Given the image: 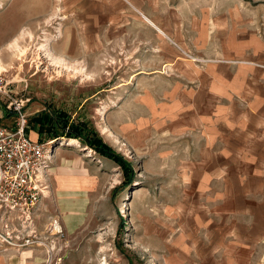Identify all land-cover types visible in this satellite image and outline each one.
Segmentation results:
<instances>
[{
  "label": "rangeland",
  "instance_id": "obj_1",
  "mask_svg": "<svg viewBox=\"0 0 264 264\" xmlns=\"http://www.w3.org/2000/svg\"><path fill=\"white\" fill-rule=\"evenodd\" d=\"M179 1L209 3L216 13L230 0L169 4ZM76 2L0 0V78L9 96H0V124L12 126L9 103L20 100L29 138L33 116L59 117L123 162L78 139H48L56 166L77 161L88 178L63 179V191L84 198L74 203L73 224L58 218L62 233L31 248L39 264H264V77L246 71L264 69L263 51L259 62L246 45H264V37H190L186 26L184 37H166L143 14L158 37L130 17L84 37L80 22L91 8ZM14 39L22 60L8 47ZM48 184L44 220L57 211L50 172Z\"/></svg>",
  "mask_w": 264,
  "mask_h": 264
},
{
  "label": "crops",
  "instance_id": "obj_2",
  "mask_svg": "<svg viewBox=\"0 0 264 264\" xmlns=\"http://www.w3.org/2000/svg\"><path fill=\"white\" fill-rule=\"evenodd\" d=\"M127 1V7L129 6V8L125 7V0H81L80 3L76 2L79 4L85 3L89 5L86 8H91L90 15L80 22L84 37H92L95 32L93 27H98L99 25L107 26L108 31L114 30L119 27L117 21L127 22V17H130L132 23L144 28L148 32V37H158L156 31L144 22L139 14H143V17L145 16L159 28L166 37H184V26L188 27L190 37H264V0H258L254 5L241 4L230 0L224 3L221 12L216 13L213 5L209 3L201 7L199 3H185L183 1L176 2L174 6L169 4L170 0ZM143 2L144 7L142 8ZM65 6L67 7L68 5L65 4ZM66 7L65 10L71 9L73 6ZM185 9H189L191 12L187 13L184 11ZM97 18H101L103 24H98L99 21L94 22V19ZM112 35L111 32L110 36ZM65 36L70 37L69 33ZM115 37H119V35ZM250 40L255 43L247 44L246 41L247 48H254L253 51L258 54L259 62H262L263 58L261 56H264L263 43L257 40ZM260 51H263L262 55ZM246 71L250 74L254 72L256 79L264 77V69L262 68L248 67ZM194 72L193 70H187L188 74H194ZM209 72V76H211L212 73L211 71ZM260 104H263L261 99L256 100L255 105ZM260 116H257V119L264 121V109ZM36 137L37 135L33 133V138ZM71 165L72 167H70ZM77 165V161H74V163L71 162L67 166L64 163L56 166L55 159H51L49 172L53 179L56 189L54 193L58 200L57 211L55 209L56 212L48 213V217L57 216L62 220L64 227L68 223H74L72 219L78 216V212L74 209V203L84 198L83 192H75V190L63 191L62 182L66 176L79 177L81 179L88 178V174L78 172ZM44 213L45 210L41 201L34 213L39 220L37 223L46 222L48 217L44 220ZM29 255L31 259H28ZM39 260V254L31 249L16 252L13 249L0 251V264H39Z\"/></svg>",
  "mask_w": 264,
  "mask_h": 264
},
{
  "label": "built area",
  "instance_id": "obj_3",
  "mask_svg": "<svg viewBox=\"0 0 264 264\" xmlns=\"http://www.w3.org/2000/svg\"><path fill=\"white\" fill-rule=\"evenodd\" d=\"M6 87L0 78V96L9 98ZM9 105L14 123L0 124V251L46 248L45 241L62 233L57 216L49 217L39 234L32 227L39 203L50 192V141L29 138L22 102Z\"/></svg>",
  "mask_w": 264,
  "mask_h": 264
},
{
  "label": "trees",
  "instance_id": "obj_4",
  "mask_svg": "<svg viewBox=\"0 0 264 264\" xmlns=\"http://www.w3.org/2000/svg\"><path fill=\"white\" fill-rule=\"evenodd\" d=\"M31 121L33 124L37 125L36 134L39 141H41L42 139L51 140L57 137L78 139L81 143H84L86 146L90 147V149L95 151V153H97L99 156L109 158L119 165L123 164V162L117 155L111 153L107 146L102 144L99 140L95 139L91 134L90 136L82 135L81 128L79 129L71 125H67L65 121H60L59 117L53 118L40 113L33 116L31 118ZM25 133L27 134L26 130ZM42 133L45 134L44 137H42ZM83 134H85L84 131Z\"/></svg>",
  "mask_w": 264,
  "mask_h": 264
},
{
  "label": "bare ground",
  "instance_id": "obj_5",
  "mask_svg": "<svg viewBox=\"0 0 264 264\" xmlns=\"http://www.w3.org/2000/svg\"><path fill=\"white\" fill-rule=\"evenodd\" d=\"M11 50H12V48L15 50V51H17V55L19 56V58H20V60H22V57L25 55V49L24 48H20L19 47V43H18V41H17V39H14L10 44H9V46H8ZM39 49L40 50H43V51H45V55H47V57L48 58H51V62L53 63V65H56V67H61V68H63L64 70H67L68 72L70 71L69 70V67L65 64V62H64V60H62V58H56V59H53V56L49 53V51H47L48 49H47V46H45V45H41L40 47H39ZM13 50V51H14ZM16 55V56H17ZM38 61V59H36L34 62L35 63H38L37 62ZM51 63V64H52ZM2 68L0 67V70H1ZM75 70H77V68H74V71ZM79 71H77V72H79V73H83V70L84 69H82V67H80L79 69H78ZM78 73V74H79ZM57 74L59 75L60 74V71H58L57 72ZM75 75V74H74ZM82 75V74H81ZM91 75V74H90ZM75 77V76H74ZM32 139V138H31Z\"/></svg>",
  "mask_w": 264,
  "mask_h": 264
}]
</instances>
